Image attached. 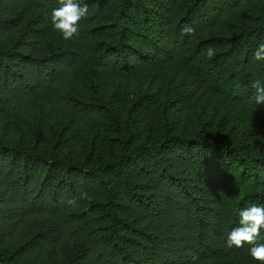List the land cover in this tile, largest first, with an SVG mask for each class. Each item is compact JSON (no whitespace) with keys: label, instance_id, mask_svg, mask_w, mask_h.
I'll return each instance as SVG.
<instances>
[{"label":"trees","instance_id":"trees-1","mask_svg":"<svg viewBox=\"0 0 264 264\" xmlns=\"http://www.w3.org/2000/svg\"><path fill=\"white\" fill-rule=\"evenodd\" d=\"M33 1L50 19L52 9L59 6L53 0ZM155 1L163 12L148 8L145 0H86L95 9L109 2L114 6L106 23L93 26H107L109 39H97L90 47L82 42L79 50L40 55L17 49L13 42L0 49V70L13 77L19 64L27 63L43 83L58 78L64 66L81 59L93 58L128 70L131 53L146 54L127 41L140 21L134 15L136 9L146 26L157 25L153 44L161 59L179 62L218 96L264 113V104L256 105L252 88L253 80L264 84V61L253 55L264 43V0H200L196 5L186 0ZM186 26L194 31L183 33ZM209 47L215 50L211 58L207 56ZM83 104L105 113L108 132L103 137L116 144L117 151L91 161L88 153L80 159L59 153L54 144L48 150L38 149L36 143L0 144V176L19 187L20 202L57 212L59 226L78 235L90 264H143L144 257L153 264H175L184 258L189 262L222 258L221 264H225L224 259L226 264L244 259L250 246L229 248L226 238L238 226L242 208L264 206V153L256 155L236 143L197 134L184 137L166 133L149 141H131L130 136L121 134L115 111L97 92ZM170 149L180 151L193 175L166 167L164 153ZM132 168L154 177L155 185H142L132 176ZM32 173H37V182L26 189L25 181ZM76 185L81 191H92L79 202L77 211L62 209L60 204L75 193ZM118 192L126 199L123 207L139 208L135 218H144L146 208L160 211L159 202L163 203L167 208L158 218L165 227L164 236L149 229L150 220L135 223L134 218L121 214L116 207ZM257 243H264V229ZM251 262L261 264L252 258ZM0 264L18 262L9 261L8 255L0 252Z\"/></svg>","mask_w":264,"mask_h":264},{"label":"rangeland","instance_id":"rangeland-1","mask_svg":"<svg viewBox=\"0 0 264 264\" xmlns=\"http://www.w3.org/2000/svg\"><path fill=\"white\" fill-rule=\"evenodd\" d=\"M186 1L194 5L200 2ZM145 2L148 8L153 6L163 12L155 0L153 4L151 0ZM84 3L88 4L89 12L81 23L82 34L65 40L33 0H0V49L15 42L17 49L40 55L60 49L79 50L82 42L90 47L97 39H109L111 32L107 26H93L106 23L114 6L109 2L95 9L93 3L86 0ZM134 15L140 21L134 24L135 30L127 41L146 54L140 57L131 53L128 70L93 58L81 59L64 66L60 76L49 83L39 80L27 63L21 62L18 74L13 77L3 75L0 70V144L36 143L41 150H48L54 144L59 153L74 159L88 153L91 161L113 155L118 149L116 144L103 137L108 132L105 113L83 104L92 100L97 92L115 111L121 123V134L130 136L131 141H149L162 138L166 133L184 137L197 134L236 143L256 155L264 153V113L218 96L179 62L161 59L153 44L157 25H154L155 30L146 26L136 9ZM179 154L180 151L166 150V167L182 175L185 172L193 175L191 167ZM132 176L142 185L156 182L154 177L136 168H132ZM36 182L37 173L29 174L25 188L32 189ZM75 189V193L60 204L62 209L77 211L84 198L82 194L92 191V188L81 191L77 185ZM17 190L19 187L11 179L4 180L0 176V252L18 264H90L78 235L59 226L57 212L27 206L19 201ZM69 199L74 203L69 204ZM116 200L121 214L134 218L135 223L150 220L149 229L164 236L165 227L158 218L167 208L163 203L159 202L160 211L146 208L144 218H135L138 207H123L126 199L120 192ZM89 222L98 225L95 220L89 219ZM177 229L179 233L180 226ZM221 260L189 262L184 258L175 264H221ZM142 262L153 264L145 257ZM226 262L224 259L222 263ZM230 264L253 263L247 253L241 262Z\"/></svg>","mask_w":264,"mask_h":264},{"label":"clouds","instance_id":"clouds-1","mask_svg":"<svg viewBox=\"0 0 264 264\" xmlns=\"http://www.w3.org/2000/svg\"><path fill=\"white\" fill-rule=\"evenodd\" d=\"M58 7L51 11V22L55 30L61 33L63 39L71 40L79 36L80 21L86 19L89 7L84 0H57ZM194 31L190 26L182 28L183 33L191 34ZM215 50L209 47L207 56L211 58ZM254 58L258 61H264V43L260 44L253 53ZM252 88L255 90L256 105L264 104V84L260 80L252 81ZM86 194H82V198ZM69 204L74 200L69 199ZM264 229V206L252 204L249 207L242 208L239 211L238 226L233 227L226 238V245L229 248H243L245 244L250 247L248 252L255 261L264 264V243H257V237L260 230Z\"/></svg>","mask_w":264,"mask_h":264}]
</instances>
